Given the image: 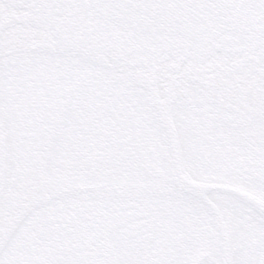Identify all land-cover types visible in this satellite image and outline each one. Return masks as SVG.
Here are the masks:
<instances>
[{"label":"flooded vegetation","instance_id":"af4514ba","mask_svg":"<svg viewBox=\"0 0 264 264\" xmlns=\"http://www.w3.org/2000/svg\"><path fill=\"white\" fill-rule=\"evenodd\" d=\"M83 67L72 62L63 71L61 99L50 90L40 96L30 127L13 123L16 108L5 124L10 139L35 143L31 151L36 156L30 169L16 176L13 211L3 209L0 214V264H101L92 260L94 247L87 239L90 213L98 207L142 211L148 216L129 226L135 234L117 232L112 237L121 264H156L153 244L162 238L171 243L170 264H185L189 256L188 264H219L221 250L213 218L176 190L156 124L141 117L142 104L124 83ZM133 103L135 109L128 118L122 108ZM101 129L131 137L134 146L121 147L115 154L117 163L94 168L81 158L100 143ZM226 140L206 141L204 146L211 150L197 153L194 149L203 150V144L183 134L192 175L255 190L260 184L264 187V181L257 179L264 174V166L249 159L231 161ZM215 200L229 226L232 264H260L264 229L256 224L260 230L246 231L256 227L249 214L246 220L245 210L227 197Z\"/></svg>","mask_w":264,"mask_h":264},{"label":"water","instance_id":"95a60500","mask_svg":"<svg viewBox=\"0 0 264 264\" xmlns=\"http://www.w3.org/2000/svg\"><path fill=\"white\" fill-rule=\"evenodd\" d=\"M19 53L73 57L132 80L163 128L179 189L212 211L231 264L226 224L206 192L228 193L263 218L264 201L194 183L182 167L172 106L191 84L264 100V0H0V59ZM5 173L0 119V202Z\"/></svg>","mask_w":264,"mask_h":264},{"label":"rangeland","instance_id":"374dc122","mask_svg":"<svg viewBox=\"0 0 264 264\" xmlns=\"http://www.w3.org/2000/svg\"><path fill=\"white\" fill-rule=\"evenodd\" d=\"M27 60V59H23ZM21 59L10 62V61H4L3 62V67L1 68L0 72V104L2 105L1 107L5 110V116L9 117L10 113L13 114V100L16 99L15 106H17L16 109H21L22 113L18 110H16L17 114H20V116L23 115H28L29 112L31 111V114H34L36 108H35V102L39 99V96L37 95V92L35 91V94L32 90H30L29 86L31 87V84L36 88L35 84L32 83L31 79L33 76L36 75V71H33L29 68V64L25 65V63L22 64V67L16 66L18 62H20ZM38 76V75H37ZM36 76V77H37ZM29 78V79H28ZM11 105L10 107L8 105ZM191 103H187L183 106L189 105ZM33 106V108H32ZM194 106V104H192ZM206 107V106H205ZM32 108V109H31ZM197 108L204 110V106L200 107L197 106ZM208 108V107H206ZM199 109H197L195 112H201ZM17 116V115H16ZM247 123V121H245ZM241 125V124H240ZM252 126V125H251ZM227 127L222 126L219 129H222L225 131ZM243 128V127H241ZM244 129V128H243ZM228 132V133H227ZM231 129L227 128L225 134H230ZM237 135V134H235ZM238 135H241L239 133ZM12 139V138H11ZM10 144V161L13 166V162L15 161L12 158V142H9ZM249 148L253 151H255L260 157H264V143L263 142H258V147L254 148L252 145L249 146ZM12 170V168H11ZM132 178H135L132 176ZM250 237L253 238L252 235ZM190 255V253H189ZM190 260L187 258L185 261V264H188Z\"/></svg>","mask_w":264,"mask_h":264},{"label":"bare ground","instance_id":"6f19581e","mask_svg":"<svg viewBox=\"0 0 264 264\" xmlns=\"http://www.w3.org/2000/svg\"><path fill=\"white\" fill-rule=\"evenodd\" d=\"M244 98H250L247 99L245 103H243L244 106H246V110L250 113L254 112H261L264 113V100L260 98L259 96L254 95H246Z\"/></svg>","mask_w":264,"mask_h":264}]
</instances>
